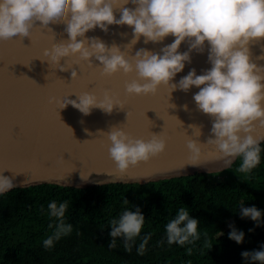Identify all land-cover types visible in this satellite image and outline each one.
I'll use <instances>...</instances> for the list:
<instances>
[{
    "label": "clouds",
    "instance_id": "obj_1",
    "mask_svg": "<svg viewBox=\"0 0 264 264\" xmlns=\"http://www.w3.org/2000/svg\"><path fill=\"white\" fill-rule=\"evenodd\" d=\"M129 3L135 8L125 7ZM116 9L122 12L119 19ZM37 21L44 28L52 23L67 25L65 31L69 40L53 43L43 52L48 63L62 71L68 70L60 64L63 59L79 56L80 60L92 64L95 57L104 76L111 77L121 71L137 74L138 79L126 84L129 96L155 95L161 86L171 87V93L177 89L188 92L193 86L197 87L199 91L193 99L198 109L213 120L211 132L215 138L210 137L207 144L213 145L228 164L231 160L226 158L242 156L240 172H247L260 163V142L252 133L257 123L264 127V66L253 62L250 45L264 39V0H0V41L30 36ZM111 25L131 27L134 38L129 44L132 46L141 37L145 38V43L156 44L170 35L175 40L161 49L162 54L140 49L133 63L120 46L109 47L98 37L89 39L86 36L97 27L107 33ZM186 40L189 51L181 53L179 49ZM206 44L210 46L211 69L202 75L192 69L178 83H173L177 74L184 71L186 62H191V52H203ZM71 75L76 79L78 73L73 70ZM60 103V109L71 104L85 116L93 109L107 114L117 106L124 109L123 102L110 90L104 92L102 99L85 92L78 95L77 100L66 98ZM184 107L187 110V105ZM190 127L194 135H202L200 126ZM99 133H104L111 142L108 152L121 172L148 162L167 148V138L162 133L152 134L148 140L134 138L117 126ZM202 145L198 140H188L191 164H199ZM2 173L0 171V193L15 187L13 178ZM48 207L53 217L63 218L68 204L58 206L53 201ZM241 214L256 222L262 216L256 207H243ZM144 223L145 216L139 209L125 211L119 220L111 221L109 246L115 247V238L123 236L124 247L130 251L128 242L140 235ZM198 224L199 220L190 218L189 212L181 208L176 218L166 225L168 243L184 245L190 238H197ZM69 231L71 225L61 220L54 235L43 241L44 246H52L55 239ZM229 238L243 243L244 233L233 228ZM149 239L150 236H145L138 254H143ZM242 256L245 260L250 257L264 264V250L245 251Z\"/></svg>",
    "mask_w": 264,
    "mask_h": 264
},
{
    "label": "water",
    "instance_id": "obj_2",
    "mask_svg": "<svg viewBox=\"0 0 264 264\" xmlns=\"http://www.w3.org/2000/svg\"><path fill=\"white\" fill-rule=\"evenodd\" d=\"M125 7L134 9L135 5L129 3ZM115 15L119 19L121 10L116 9ZM66 27L63 23H52L44 28L37 21L30 36L0 41V171L13 178V189L41 183L76 187L110 182L145 183L197 171L226 169L237 159L238 156L226 158L231 160L228 164L213 145L207 144L210 137L215 138L211 132L213 120L198 109L193 99L199 91L197 87L193 86L188 92L177 89L171 93V87L161 86L155 95L129 96L126 84L138 79L135 72L121 71L111 77L104 76L95 57L92 64L80 60L79 56L61 60V66L67 67V71L50 65L43 56L44 49L69 40ZM86 36L98 37L109 47L120 46L133 63L140 49L162 54L161 49L175 40L170 35L156 44L145 43V38L141 37L132 46L129 43L134 38L133 29L127 25H111L107 33L97 27ZM209 49L206 44L203 52L192 51L191 62H186L184 71L172 82L178 83L192 69L197 75L211 69ZM250 49L253 62L264 66V59H259L264 57V39L250 45ZM187 51L186 40L179 52ZM73 70L78 73L76 79H72ZM106 90L119 97L124 109L117 106L111 114L93 109L87 116L71 104L60 109V102L66 98L77 100L78 95L91 92L102 99ZM171 104L175 107L171 108ZM193 124L202 129L199 137L190 127ZM113 126L134 138L146 140L151 139L152 134L162 133L167 138L166 151L121 172L110 158L111 142L104 133H99ZM252 134L260 143L264 141V127L258 123ZM189 139L203 144L198 165L191 164Z\"/></svg>",
    "mask_w": 264,
    "mask_h": 264
},
{
    "label": "trees",
    "instance_id": "obj_3",
    "mask_svg": "<svg viewBox=\"0 0 264 264\" xmlns=\"http://www.w3.org/2000/svg\"><path fill=\"white\" fill-rule=\"evenodd\" d=\"M260 163L240 172L238 156L224 170L227 177L197 171L172 178L139 182H110L87 187L41 183L0 194V264H261L242 253L264 250V141ZM67 202L63 218L53 217L48 205ZM127 201V203L125 202ZM262 212L256 222L241 208ZM181 208L199 220L197 238L184 245L169 244L166 225ZM137 209L145 216L138 237H116L110 247L112 220ZM71 225L52 246L59 223ZM235 228L243 243L229 238ZM150 236L143 254L139 245Z\"/></svg>",
    "mask_w": 264,
    "mask_h": 264
},
{
    "label": "rangeland",
    "instance_id": "obj_4",
    "mask_svg": "<svg viewBox=\"0 0 264 264\" xmlns=\"http://www.w3.org/2000/svg\"><path fill=\"white\" fill-rule=\"evenodd\" d=\"M225 169H222V170H210V171H207L208 173H213V174H216L217 177H227L226 176V173L224 172Z\"/></svg>",
    "mask_w": 264,
    "mask_h": 264
}]
</instances>
